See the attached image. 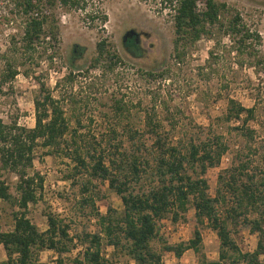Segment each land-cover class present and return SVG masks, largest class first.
I'll return each mask as SVG.
<instances>
[{
    "label": "trees",
    "instance_id": "trees-1",
    "mask_svg": "<svg viewBox=\"0 0 264 264\" xmlns=\"http://www.w3.org/2000/svg\"><path fill=\"white\" fill-rule=\"evenodd\" d=\"M25 15V26L17 48L33 55L43 47L44 38L58 40L57 22L46 14L34 15L44 2L55 6L58 1L64 7H81L82 0H12ZM172 9L175 27L174 48L181 56L185 43L195 42L203 36L212 35L220 27L229 36L238 52L256 53L254 46L261 44V34L252 31L240 14L229 12L226 2L217 0H164ZM204 3V8L199 6ZM92 18L95 16L90 15ZM107 20V16H104ZM106 38L96 44V55L91 67L103 73L114 72L123 58L113 51ZM126 50L134 56H143L138 32L128 31L125 35ZM43 53L49 49L42 48ZM83 46L75 45L74 57L80 56ZM18 74V64L7 58V67L1 74L2 85L11 84ZM152 75V73H150ZM71 78V74L65 79ZM35 125H21L18 119L6 122L0 117V169L15 174V190L0 179V198L17 209L13 212L14 227L4 231L0 226V243L7 258L0 264H50L40 261V252L52 250L56 254L54 264H118L115 255H126L135 264H163L164 252H173L178 258L190 249L199 254L198 264H264V168L254 166V157L238 151L231 164L220 170L215 194L210 192L207 171L217 167L228 152L229 144L224 137L209 127L203 126L179 136L166 131L163 120L155 108L146 111L143 128L130 121L120 133L111 127L110 135L98 140L83 138L77 127L71 126L62 100L42 84L34 99ZM112 112L123 120L129 112L119 99H115ZM255 108H246L230 98L227 121L242 120L236 128L253 139L254 130L247 123L254 118ZM243 115H246L243 118ZM122 117V119H120ZM120 122V121H119ZM81 124V120L78 121ZM176 125H172L175 129ZM46 149L45 155H61L70 164L64 179L72 185H80L83 203H94V194L99 188L96 182H108L109 188L122 200L124 209L119 211L108 206L106 213L96 209V231L84 230L72 234L71 222L48 212L45 230L30 218L29 207L36 203L44 187V177L34 167L38 148ZM86 194V195H85ZM95 207V206H94ZM190 208L195 209L197 226L187 241L169 244L160 237L159 222L171 217L178 222L185 218ZM211 227L219 239V257L209 259L203 251L202 226ZM248 227L258 233L257 247L243 250L235 232ZM161 240L162 250L153 241ZM83 245L77 255L72 252L78 244ZM106 246L113 247L110 256ZM71 255V256H70Z\"/></svg>",
    "mask_w": 264,
    "mask_h": 264
},
{
    "label": "rangeland",
    "instance_id": "rangeland-1",
    "mask_svg": "<svg viewBox=\"0 0 264 264\" xmlns=\"http://www.w3.org/2000/svg\"><path fill=\"white\" fill-rule=\"evenodd\" d=\"M82 1L81 7H64L60 1L50 6L44 2L36 10L57 22L58 41L46 37L42 39L43 47H39L42 51L29 55L22 49H14L12 43L15 38L17 48L20 46L27 15L12 0H0V77L7 67V58L18 64V74L11 84L0 83V117L6 122L17 118L21 125L33 127L36 115L34 99L45 84L62 100L71 126L77 127L87 140L108 137L114 125L123 133L128 121L137 128H143L146 111L152 108L163 120L166 131L176 136L191 132L197 126H203L207 133L211 127L229 144L225 154L229 160L222 159L206 174L213 195L220 170L231 164L238 151L252 153L254 166L264 168V0H217L226 2L230 8L229 12L222 14V20L229 19L231 13L238 11L251 30L261 34V44L252 48L256 53L238 52L233 40L218 27L212 35L186 42L181 56L174 48L176 33L173 11L168 2ZM199 3L204 8V3ZM128 31L139 33L143 56H134L126 50L124 40ZM102 38H106L110 48L123 58V63L114 72L103 73L91 67L96 44ZM75 45L84 47L78 57H74ZM45 47L49 50L43 53L42 48ZM69 74L71 78L65 79ZM230 98L246 108H255L254 118L247 123V127L254 130L253 139L249 140L250 135L245 134L246 128L242 131L236 128L242 125V120L227 121L223 118ZM115 99L129 109L122 121L112 112ZM174 124L176 128L172 129ZM45 150L37 149L39 157L31 170L39 171L44 177L41 197L29 207V216L39 228L45 230L48 227L46 214L53 212L71 222L72 234L96 231L99 228L96 209L106 213L108 206H113L123 211L121 198L109 188L108 182H96L99 188L94 194V205L83 203L80 185L74 186L70 180L64 179L69 159L61 155H45ZM0 179L7 181L17 195L15 174L0 169ZM16 209L0 198V226L4 231L13 229V212ZM196 226L195 209L190 208L185 218L178 222L172 221L171 217L162 219L159 222L160 237L169 244L187 241L193 236ZM240 230L234 233L239 245L243 250L253 251L257 247L258 233H252L248 227ZM202 232L204 253L209 259H217V233L207 225L202 226ZM153 244L162 250L161 240L155 239ZM81 250L83 245L79 243L71 255H77ZM105 253L110 256L113 247L106 246ZM55 254L52 250H43L40 261L54 264ZM6 258V251L0 243V262ZM115 260L118 264H135L121 253L115 255ZM198 263L199 254L192 249L181 258L173 252H164L163 264Z\"/></svg>",
    "mask_w": 264,
    "mask_h": 264
},
{
    "label": "built area",
    "instance_id": "built-area-1",
    "mask_svg": "<svg viewBox=\"0 0 264 264\" xmlns=\"http://www.w3.org/2000/svg\"><path fill=\"white\" fill-rule=\"evenodd\" d=\"M199 6H200V3H199ZM200 7H201V6H200ZM39 14H40L39 11H35V13H34L35 16H37V15H39ZM224 159L229 160V158H228L227 156H225V155H224V157H223V160H224Z\"/></svg>",
    "mask_w": 264,
    "mask_h": 264
}]
</instances>
